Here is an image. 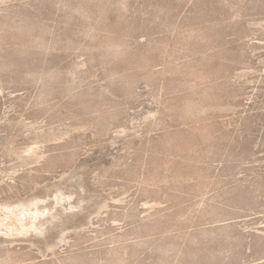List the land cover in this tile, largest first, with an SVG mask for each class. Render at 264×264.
Masks as SVG:
<instances>
[{"label": "rangeland", "instance_id": "obj_1", "mask_svg": "<svg viewBox=\"0 0 264 264\" xmlns=\"http://www.w3.org/2000/svg\"><path fill=\"white\" fill-rule=\"evenodd\" d=\"M0 264H264V0H0Z\"/></svg>", "mask_w": 264, "mask_h": 264}]
</instances>
